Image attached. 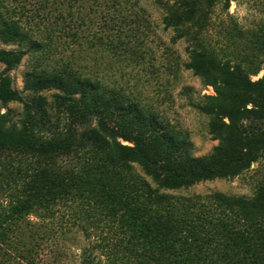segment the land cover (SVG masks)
I'll use <instances>...</instances> for the list:
<instances>
[{"label":"trees","instance_id":"16d2710c","mask_svg":"<svg viewBox=\"0 0 264 264\" xmlns=\"http://www.w3.org/2000/svg\"><path fill=\"white\" fill-rule=\"evenodd\" d=\"M116 1L115 9L124 10L127 0ZM231 2L192 0L184 12L167 15L166 26L183 36L182 26L205 17L206 7L222 3L229 9ZM18 10H26L23 0H0L3 42L43 52L58 49L54 33L36 38ZM231 27L218 46L193 36L190 60L184 64L215 90L195 104L211 116L210 131L219 139L208 155H193L183 131L145 118L137 104L125 103L105 84L83 75L74 61L33 70L26 79V87L35 92L61 91L54 97L68 115V127L62 130L50 127L47 96L25 102L11 75H0V101H23L25 113L21 127L9 124V111L0 113V146L37 154L27 178L20 166L16 176L0 178V191L10 196L0 208V264H40L31 246L34 221L29 217L53 219L63 203L87 235L98 234L80 247L79 264H264V183L250 197L167 191L236 177L264 153V74L253 78L264 70V26L253 31ZM25 54L21 48H1L0 62L10 70ZM80 124H86L81 132ZM45 130L53 135H41ZM86 146L95 157H86L77 170L59 162L65 154L82 155ZM134 163L156 185L128 176ZM111 173L118 174L115 180L107 179Z\"/></svg>","mask_w":264,"mask_h":264},{"label":"rangeland","instance_id":"374dc122","mask_svg":"<svg viewBox=\"0 0 264 264\" xmlns=\"http://www.w3.org/2000/svg\"><path fill=\"white\" fill-rule=\"evenodd\" d=\"M23 1L26 10H18L17 16L32 28L36 38L54 33V44L59 47L43 52L28 44L20 46L0 39V49L26 51L20 64L10 70L0 62V75H11L13 86L25 102H32L39 94L47 96L52 129L68 127V115L58 109L54 97L61 91L53 88L35 92L26 87V79L33 70L59 67L71 60L83 75L99 80L109 92L127 100L125 103L137 104L145 118L153 119L157 125L183 131L189 150L195 156L210 154L219 139L210 131L211 116L195 105L202 103L206 95L215 94L214 87L184 65L190 60L193 36L204 37L207 43L218 46L224 43L229 36L227 30L233 31L231 26L235 24L252 31L264 26V0H232L229 9L223 8L222 3L206 7L205 17L197 23L182 26L186 33L183 36L173 26H166L165 17L184 12L192 0H127L123 4L124 10L115 9L116 0ZM201 1L204 0H196ZM208 10L212 11L209 13ZM263 74L264 70L253 78ZM7 111L9 124L14 122L21 127L25 120L24 102L15 100L5 105L0 101V113ZM95 121L96 117H93V124ZM85 125H79V132ZM41 135L52 136L53 133L45 130ZM120 140L130 143L121 137ZM89 147L84 148L82 155L65 154L59 162L77 170L86 157H95ZM36 157L32 150L0 146V178L16 176L19 166L25 170L23 174L27 178V173L34 172ZM127 174L156 185L138 163H134ZM117 176L111 173L107 179L115 180ZM263 183L264 153L236 177L204 180L189 188L167 191L180 195L221 191L250 197ZM9 198L8 193L0 191V208L8 204ZM69 207L64 203L58 206L53 219H38L35 214L29 217L34 221L31 246L40 264H79L80 247L97 240L98 234L91 231L92 235H87Z\"/></svg>","mask_w":264,"mask_h":264}]
</instances>
